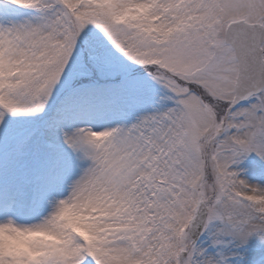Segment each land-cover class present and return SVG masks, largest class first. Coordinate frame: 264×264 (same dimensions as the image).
<instances>
[{"label": "snow or ice", "instance_id": "6c2138e0", "mask_svg": "<svg viewBox=\"0 0 264 264\" xmlns=\"http://www.w3.org/2000/svg\"><path fill=\"white\" fill-rule=\"evenodd\" d=\"M0 264H264V0H0Z\"/></svg>", "mask_w": 264, "mask_h": 264}]
</instances>
